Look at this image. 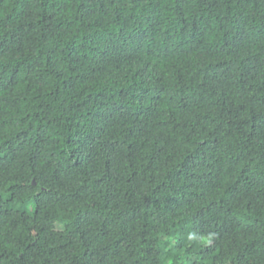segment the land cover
I'll list each match as a JSON object with an SVG mask.
<instances>
[{
  "label": "trees",
  "instance_id": "1",
  "mask_svg": "<svg viewBox=\"0 0 264 264\" xmlns=\"http://www.w3.org/2000/svg\"><path fill=\"white\" fill-rule=\"evenodd\" d=\"M0 264H264V0H0Z\"/></svg>",
  "mask_w": 264,
  "mask_h": 264
}]
</instances>
